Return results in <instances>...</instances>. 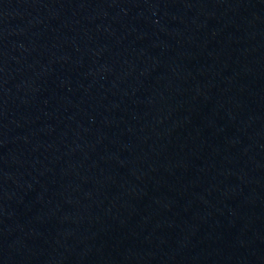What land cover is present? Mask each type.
<instances>
[{
    "label": "water",
    "instance_id": "95a60500",
    "mask_svg": "<svg viewBox=\"0 0 264 264\" xmlns=\"http://www.w3.org/2000/svg\"><path fill=\"white\" fill-rule=\"evenodd\" d=\"M264 79V0H0V264H147Z\"/></svg>",
    "mask_w": 264,
    "mask_h": 264
}]
</instances>
